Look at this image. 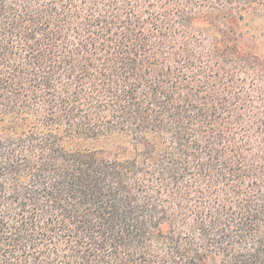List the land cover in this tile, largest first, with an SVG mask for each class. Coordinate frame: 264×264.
Instances as JSON below:
<instances>
[{
  "label": "trees",
  "instance_id": "trees-1",
  "mask_svg": "<svg viewBox=\"0 0 264 264\" xmlns=\"http://www.w3.org/2000/svg\"><path fill=\"white\" fill-rule=\"evenodd\" d=\"M0 264H264V0H0Z\"/></svg>",
  "mask_w": 264,
  "mask_h": 264
}]
</instances>
